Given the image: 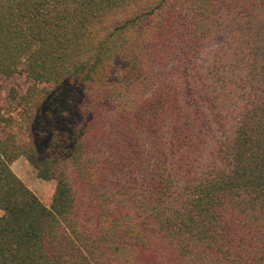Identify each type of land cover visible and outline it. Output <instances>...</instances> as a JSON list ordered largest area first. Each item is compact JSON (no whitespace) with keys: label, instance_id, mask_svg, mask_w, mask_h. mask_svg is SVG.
I'll list each match as a JSON object with an SVG mask.
<instances>
[{"label":"trees","instance_id":"16d2710c","mask_svg":"<svg viewBox=\"0 0 264 264\" xmlns=\"http://www.w3.org/2000/svg\"><path fill=\"white\" fill-rule=\"evenodd\" d=\"M17 75L0 264H264V0H0Z\"/></svg>","mask_w":264,"mask_h":264},{"label":"rangeland","instance_id":"374dc122","mask_svg":"<svg viewBox=\"0 0 264 264\" xmlns=\"http://www.w3.org/2000/svg\"><path fill=\"white\" fill-rule=\"evenodd\" d=\"M31 81L25 75H17L10 79H0V112L10 113L12 110L9 94L15 89L20 94H24L30 86ZM16 115V114H15ZM79 121L84 120L83 116H78ZM12 169L16 175L39 197L46 205L50 199L55 186L54 182L44 181L37 177V173L29 161L21 157L12 164ZM2 212L0 211V215Z\"/></svg>","mask_w":264,"mask_h":264}]
</instances>
